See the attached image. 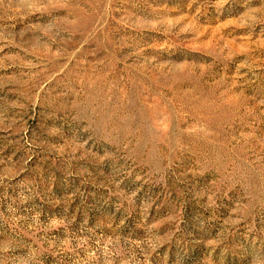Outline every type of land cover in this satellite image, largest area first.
Here are the masks:
<instances>
[{
  "label": "rangeland",
  "instance_id": "374dc122",
  "mask_svg": "<svg viewBox=\"0 0 264 264\" xmlns=\"http://www.w3.org/2000/svg\"><path fill=\"white\" fill-rule=\"evenodd\" d=\"M0 264H264V0H0Z\"/></svg>",
  "mask_w": 264,
  "mask_h": 264
}]
</instances>
